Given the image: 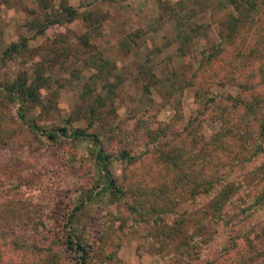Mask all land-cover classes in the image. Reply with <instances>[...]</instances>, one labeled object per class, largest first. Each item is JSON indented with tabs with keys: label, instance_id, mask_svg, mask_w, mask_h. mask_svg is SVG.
I'll list each match as a JSON object with an SVG mask.
<instances>
[{
	"label": "rangeland",
	"instance_id": "obj_1",
	"mask_svg": "<svg viewBox=\"0 0 264 264\" xmlns=\"http://www.w3.org/2000/svg\"><path fill=\"white\" fill-rule=\"evenodd\" d=\"M63 6L75 10L76 15L72 22L65 23L66 33L61 38L68 56L54 63L55 57L44 59L37 51L58 42L60 38L51 39L62 28L53 25L45 36H38L35 25L44 23L50 10L58 16L66 14ZM229 13L228 0H0V187L7 189L0 195V212L17 209V214L31 222L29 231L24 232L0 223V234H31V240L25 246L18 243L19 247L8 237L0 239V264H31L36 260L30 253L32 243L39 248L51 246L60 250L67 234L65 218L79 205L75 234L91 241L94 251L102 240L106 241L94 264H173L174 245L158 247L159 238L148 236V232L156 236V230L147 224L138 227L137 217L126 208L133 202L134 191L149 190L160 176L168 177L165 170L157 167L155 157L147 154L148 148L151 152L152 149L145 146L143 136L134 133L138 121L159 129L174 120L171 131L176 143H186L193 136L186 135L185 127L190 124L199 129L204 140L220 128V122L197 104L195 89L201 81L200 53L209 51L219 41ZM205 23L209 28L192 39L183 55L176 41L178 32L188 24ZM249 26L239 40L247 50L264 36V0H257V11ZM79 37L87 39L90 53L111 62L108 82L114 84V95L106 93L103 75L100 77L96 67L87 62V49ZM22 41L30 50L3 57L9 45ZM39 65L44 66L42 76L49 78V86L42 92L44 104L28 106L25 116L44 130L64 127L98 134L105 153L111 156L108 170L122 190L121 199L113 200L108 192L101 191L105 175L95 160L89 138L59 136L50 141L46 133L35 134L23 126L17 115L19 104L6 101L3 84L23 73L33 77ZM174 78L181 84L180 90L165 87ZM254 82L261 83L257 88L264 93V82ZM211 91L221 95L238 93L236 87L228 85L212 86ZM50 96L52 101L46 103ZM92 107L96 109L95 117L90 115ZM177 107L182 117L175 120ZM135 139L134 154L140 157L127 164L119 155L122 148L130 147L124 145ZM257 163L260 164L254 160L244 165L235 161L223 171L230 181L246 182L234 202L225 208V222H207L210 234L206 236L216 241L199 262L218 257L222 244L231 255L222 254L220 259H234L240 251L232 246V241L242 246L243 233L250 230L254 244L264 246V206L258 205L250 215L241 213L252 204L253 194L264 189V176L258 175ZM211 169L207 166L205 171ZM96 193L99 195L91 199ZM207 200L206 195L188 199L177 212L188 211ZM61 263L70 264L67 259Z\"/></svg>",
	"mask_w": 264,
	"mask_h": 264
},
{
	"label": "trees",
	"instance_id": "obj_2",
	"mask_svg": "<svg viewBox=\"0 0 264 264\" xmlns=\"http://www.w3.org/2000/svg\"><path fill=\"white\" fill-rule=\"evenodd\" d=\"M228 6L230 8L229 18L219 34V41L212 45L209 51L200 53L198 72H200L201 81L195 89L197 104L202 107L204 112L211 113L216 119L215 122H220V128L211 135L210 139L204 140L199 129L190 124L185 127L186 135L193 133V136L186 143H180V141L176 143L175 136L171 131L174 120H172V124H162L159 129H153L152 125L146 121L144 123L138 121L134 133L135 136H143L142 138L146 141L145 146L149 145L152 149L151 152L148 148L147 154L155 157L157 167L165 170L168 177L160 176L156 180L155 186L149 190L134 191L133 202L127 204L126 208L130 211L131 216L137 217L135 221L138 227L147 224L150 229L156 230V236L149 232L148 236L159 238L158 247L174 245L173 264L198 263L203 259L208 247L215 244L214 238L206 236V234H210L207 222H225V208L234 202L235 195L243 188V182H246L240 180L239 183H236V180H229L228 174L224 175L223 171L230 169L231 162L236 161L247 165L254 160L258 161L260 162V164L257 163V171H260L258 175L264 176V93L257 88L261 83L254 82L256 79L264 82V36L248 50L245 49L244 43L242 45L239 41L244 31L251 27L247 28L253 22L257 11V0H228ZM62 10L66 14H59L60 16L50 10L47 12L45 22L35 25L38 36H45L46 30L53 25L61 26L62 30L54 33L51 39L60 38V40L37 51L41 58L49 60L51 57H55L54 63H57L62 56H68V53L63 51L65 41L61 38L66 33L65 23L72 22L76 15L75 10L66 6H63ZM93 20L96 24L99 23L97 18ZM207 28H209L208 23L199 26L188 24L184 30L181 29L176 38V41L180 43L178 50L184 55L188 47H191L189 44L192 39L200 37ZM79 40L87 49V62L90 61L91 65L96 67L100 77L103 75V81L106 82V93L114 95V84L108 82L113 69L111 62L100 54L90 53L91 45L86 38L79 37ZM28 48V44L24 41L12 43L3 52V57L11 58L26 53L30 50ZM43 67V65L37 66L33 77L23 73L16 80L3 84L2 90L7 95L6 101L11 104L14 102L19 104L17 115L23 126L35 134L46 133V138L50 141H55L59 136H68L73 140L89 138L94 146L95 160L105 175V185L101 191L108 192L113 200L121 199L122 190L116 186L115 180L111 178L108 170L111 156L105 153L98 134L87 133L82 129L68 130L64 127L44 130L25 116L24 111L28 106L35 108L44 104L42 92L48 88L49 78L42 76ZM168 81L169 83L165 85L167 89L176 91L182 88L175 78ZM225 85L236 87L238 93L221 95L211 91L212 86L224 87ZM52 97L46 98L45 102H51ZM43 108L46 110V105H43ZM95 114L96 109L90 108L91 117H95ZM175 116V120L182 117L178 107ZM196 124L200 128V124ZM112 133L119 135L114 130ZM137 140L124 145L130 147L122 148L119 155L120 160L129 164L139 159L140 155L134 154ZM207 166H212V169L205 171ZM4 189L6 188L1 189L0 187V195ZM95 195H99V193L92 194L91 199ZM199 195H206L207 202L203 205L196 204L188 211L177 212L180 205ZM243 196L246 198V194ZM251 199L253 200L252 204L248 208H243L242 214L250 215L258 205L264 206V189L258 190ZM242 201L246 202L247 200L242 199ZM80 209V205L75 206L74 211L65 218L67 234L60 250L51 246L39 248L35 243L29 246L31 255L36 257V260L31 264H62L64 259H67L70 264H94L106 241L102 240V245L94 251L92 250L94 244L91 241L75 234L73 226ZM16 210L6 209L4 211L2 209L0 223L14 227V230L18 229V232L29 231L31 228L29 218L23 217L21 213L17 214ZM251 233V230L243 233L244 243L242 246H239L235 240L232 241V246L235 245L240 251L236 253L234 259L229 261L225 256L220 259L219 256L222 254L231 255L228 248L222 244L218 257L204 258V261L199 264H264V246L260 248L259 245H255ZM30 235L0 234V239L8 237L12 244L19 247V244L25 246V242L31 240ZM259 235L256 234V237Z\"/></svg>",
	"mask_w": 264,
	"mask_h": 264
}]
</instances>
